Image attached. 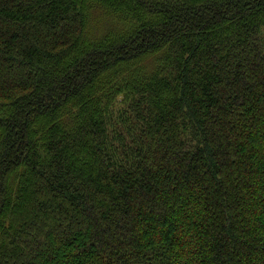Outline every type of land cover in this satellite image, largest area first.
Segmentation results:
<instances>
[{
  "label": "trees",
  "instance_id": "obj_1",
  "mask_svg": "<svg viewBox=\"0 0 264 264\" xmlns=\"http://www.w3.org/2000/svg\"><path fill=\"white\" fill-rule=\"evenodd\" d=\"M0 264H264V0H0Z\"/></svg>",
  "mask_w": 264,
  "mask_h": 264
}]
</instances>
